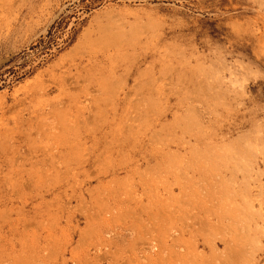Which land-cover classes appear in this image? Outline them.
I'll return each mask as SVG.
<instances>
[{
  "label": "rangeland",
  "instance_id": "obj_1",
  "mask_svg": "<svg viewBox=\"0 0 264 264\" xmlns=\"http://www.w3.org/2000/svg\"><path fill=\"white\" fill-rule=\"evenodd\" d=\"M257 200L264 0H0V264H264Z\"/></svg>",
  "mask_w": 264,
  "mask_h": 264
},
{
  "label": "bare ground",
  "instance_id": "obj_2",
  "mask_svg": "<svg viewBox=\"0 0 264 264\" xmlns=\"http://www.w3.org/2000/svg\"><path fill=\"white\" fill-rule=\"evenodd\" d=\"M136 145H138V144H135V146ZM134 146V147H135ZM154 146V145H153ZM143 148V147H142ZM136 149V148H135ZM137 149H139V148H137ZM132 154H135V153H132ZM248 154V153H247ZM170 155V154H169ZM183 156V155H182ZM249 157V156H248ZM183 161V160H182ZM174 163H175V161H174ZM180 164V163H179ZM182 165V164H181ZM140 167V166H139ZM146 171V170H145ZM153 171V170H152ZM181 171V170H180ZM141 172V171H140ZM137 173H139V172H137ZM178 173V172H177ZM140 174V173H139ZM142 174V173H141ZM151 174H152V172H151ZM180 174V173H179ZM143 175V174H142ZM144 176H145V174H144ZM141 177H143V176H141ZM143 178H145V177H143ZM184 178V177H183ZM139 179H141V178H139ZM187 179V178H186ZM132 181H134V180H132ZM149 181H150V179H149ZM128 182H130L129 180H128ZM138 182V181H137ZM136 183V182H135ZM151 183V182H150ZM158 183V182H157ZM129 185H130V183H128ZM132 184V183H131ZM141 184V183H140ZM128 185V186H129ZM136 185V184H135ZM134 185V186H135ZM128 186H127V189H129L128 188ZM143 187V186H142ZM149 187V186H148ZM151 188V187H150ZM143 190H144V188H143ZM140 191V190H139ZM126 194V193H125ZM144 194V193H143ZM127 195H129V194H127ZM150 195V194H149ZM136 196V195H135ZM237 196V195H236ZM141 197V196H140ZM255 197L257 198V199H260L261 200V198H260V194H255ZM125 198V197H124ZM131 199H132V197H131ZM157 199V198H156ZM155 199V200H156ZM133 200V199H132ZM151 200H152V198H151ZM150 200V201H151ZM154 200V201H155ZM260 200H257V202L259 203V205H260V211L262 212V206L264 205L263 204V202H261ZM118 202V201H117ZM144 202V201H143ZM157 202V201H156ZM131 203V202H130ZM151 203V202H150ZM174 203V202H173ZM183 203V202H182ZM122 205V204H121ZM136 206V205H135ZM137 206H138V204H137ZM141 206V205H140ZM122 207V206H121ZM143 207V206H142ZM142 207H140V208H142ZM140 208H138V209H140ZM171 208V207H170ZM179 208V207H178ZM134 209V208H133ZM143 210H144V208H142ZM142 209H140V210H142ZM176 209H177V207H176ZM139 210V211H140ZM172 211V210H171ZM235 211V213L237 212L236 210H234ZM129 212H131V211H129ZM148 212H150V211H148ZM147 212V213H148ZM160 212V211H159ZM174 212H176L175 211V209H174ZM121 213V212H120ZM138 213V212H137ZM163 213V212H162ZM135 214H136V212H135ZM144 214V213H143ZM161 214V213H160ZM176 214V213H175ZM129 215V214H128ZM188 215V214H187ZM124 216V215H123ZM133 216H134V213H133ZM140 216V215H139ZM138 216V217H139ZM153 216V215H152ZM240 216H241V214H240ZM132 217V216H131ZM134 217H136V216H134ZM120 218V216L118 217V219ZM133 218V217H132ZM160 218V217H159ZM188 218V217H187ZM176 219V218H175ZM174 219V220H175ZM140 220V219H139ZM138 220V221H139ZM156 220V219H155ZM172 220V219H171ZM184 220V219H183ZM117 221V220H116ZM115 221V222H116ZM142 221H143V219H142ZM178 221V220H177ZM176 221V222H177ZM183 222V221H182ZM190 222V221H189ZM261 222H262V225H264V219H262L261 220ZM186 224V223H185ZM153 225H156V224H153ZM168 225V224H167ZM187 225V224H186ZM153 227V226H152ZM155 227V226H154ZM159 227V226H158ZM130 228V227H129ZM138 228V227H137ZM175 228V227H174ZM186 228V227H185ZM230 227H225L224 229H226V233L227 234H231L232 233V230L231 229H229ZM251 228H252V225H251V223L248 221V220H245V223H238V237H237V249H238V251L240 252V249L242 248V245L244 246V248H245V256L247 257V253H248V250H249V246H251V247H253V249L255 250L256 249V245H255V243L254 242H252L251 240H250V237H249V232H250V230H251ZM139 229V228H138ZM151 229H153V228H151ZM155 229V228H154ZM187 229V228H186ZM188 230V229H187ZM187 230L185 231V233L187 232ZM148 231H149V229H148ZM148 231L146 232V233H148ZM152 231V230H151ZM155 231V230H154ZM157 231V230H156ZM155 231V232H156ZM180 232V231H179ZM144 233H145V231H144ZM150 233V232H149ZM160 233V232H159ZM177 233H178V231H177ZM176 233V234H177ZM263 233H264V226H263ZM157 234V233H156ZM182 234V233H181ZM136 235V234H135ZM179 235V234H178ZM147 236H149V235H147ZM173 236V234H171V237ZM177 236V235H176ZM175 236V237H176ZM174 237V236H173ZM179 237H181V236H179ZM118 238H122L123 239V235H121V236H119ZM150 237H148V239H149ZM158 238V237H157ZM160 238V237H159ZM161 239V238H160ZM171 239V238H170ZM175 238H173V240H174ZM177 239H179L178 237H177ZM177 239H175L176 241H178ZM169 240V239H168ZM123 241V240H122ZM175 241V242H176ZM147 242H151L152 243V241H147ZM155 242V241H154ZM154 242L151 244L150 243V245L148 246L147 244H146V241L145 242H143L144 244H146V245H144L143 247H141L139 250H142L143 252L142 253H145L144 255H149V252H151L152 250H155L156 249V245L154 244ZM174 242V241H173ZM179 242V241H178ZM210 242V241H209ZM127 243V242H126ZM242 243H244V244H242ZM137 244H138V246H140V244H141V242L139 243L138 241H137ZM157 244V243H156ZM176 244V243H175ZM143 245V244H142ZM146 246H148V247H146ZM157 246H158V244H157ZM159 246H160V243H159ZM158 246V248H160ZM167 247H169V246H167ZM184 247V246H183ZM148 250H147V249ZM155 248V249H154ZM157 248V249H158ZM161 248H162V250H163V246H161ZM179 248V247H178ZM175 249V248H174ZM173 249V250H174ZM237 249H235L234 251H233V259H236V254L238 253V251H237ZM132 250V249H131ZM134 250H135V248H134ZM137 250V249H136ZM160 250V249H159ZM168 250V249H167ZM194 250H195V248H194ZM155 251H157V250H155ZM155 251H153V252H155ZM164 251H166V250H164ZM164 251H163V253L162 254H164ZM175 251V250H174ZM160 252V251H159ZM169 252V251H168ZM185 252V251H184ZM129 253H131V252H129ZM132 253H133V251H132ZM140 253V252H139ZM158 253V252H157ZM166 253L167 252H165V257H167L166 256ZM179 253V252H178ZM190 254V253H189ZM128 255V254H127ZM131 255H133V254H131ZM131 255L128 257V258H130L131 257ZM136 255V254H135ZM169 255V254H168ZM109 256V255H108ZM112 256V255H111ZM122 256V255H121ZM184 256V255H183ZM135 257V256H134ZM137 257V256H136ZM141 257H142V255H141ZM152 256H150L149 257V259L151 260L152 258H151ZM164 257V258H165ZM180 257V256H179ZM105 258H107V260L109 259V257H105ZM133 258V257H132ZM130 259L131 261H132V263H136L137 261H135V260H138L137 258H135V260H134V258L133 259ZM146 258H148V256L146 257ZM161 258H162V256H161ZM169 258V257H168ZM111 259V261H112V259H113V257L112 258H110ZM116 259V258H115ZM122 259V258H121ZM142 259V258H141ZM165 259H167V258H165ZM120 260V259H119ZM142 260H144V259H142ZM153 260V259H152ZM179 260V259H178ZM110 261V260H109ZM139 261V260H138ZM181 261V260H180ZM114 262V259H113V261H112V263H109V264H118V263H113ZM128 262V261H127ZM142 262V261H141ZM144 262H145V260H144ZM143 262V263H144ZM126 263V262H125ZM137 263H140V262H137ZM149 263V262H148ZM159 263V262H158ZM127 264H129V263H127ZM131 264V263H130ZM140 264H142V263H140ZM162 264V263H161Z\"/></svg>",
  "mask_w": 264,
  "mask_h": 264
}]
</instances>
